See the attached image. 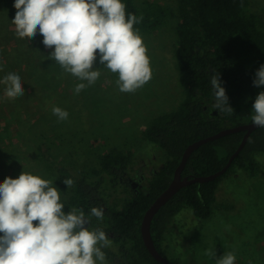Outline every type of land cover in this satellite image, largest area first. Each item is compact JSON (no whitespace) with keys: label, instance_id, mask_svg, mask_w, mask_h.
I'll return each instance as SVG.
<instances>
[{"label":"rangeland","instance_id":"374dc122","mask_svg":"<svg viewBox=\"0 0 264 264\" xmlns=\"http://www.w3.org/2000/svg\"><path fill=\"white\" fill-rule=\"evenodd\" d=\"M154 1L168 6L170 14L154 32L141 35L152 79L133 93L121 92L116 83L118 74L104 67L97 56L94 68L100 69V78L76 94L75 86L87 81L79 80L49 58L54 49L43 44L39 32L29 40L19 38L12 23L17 11L15 0H0V79L9 72L17 73L25 89L24 96L9 99L0 85L2 181L9 176L17 178L23 171L49 179L60 190L67 213L69 193L48 176L39 159L38 145L48 138L49 143L53 142L54 154L70 161L75 172L91 168L95 149H130L136 156L132 176L146 185L166 153L157 144L144 140L142 131L150 117L175 109L183 99L174 57L176 25L171 18V7L177 0ZM250 2V11L257 12L264 21V0ZM57 106L69 113L67 120L58 121L52 112ZM252 115L247 122L252 121ZM256 159L260 169L255 174L236 166L221 179L211 217L199 219L191 207L175 215L164 251L169 260L216 264V258L232 252L235 264H264V153H257ZM208 249L216 252L215 258L205 255Z\"/></svg>","mask_w":264,"mask_h":264},{"label":"trees","instance_id":"16d2710c","mask_svg":"<svg viewBox=\"0 0 264 264\" xmlns=\"http://www.w3.org/2000/svg\"><path fill=\"white\" fill-rule=\"evenodd\" d=\"M128 14L143 16L134 25L146 36L163 25L170 14L168 6L154 0H123ZM250 0H177L172 8L176 41L174 57L183 91V99L170 111L150 117L142 131L144 140L157 144L166 153L162 165L154 170L146 185L134 189L121 178L132 175L136 156L128 149L111 148L93 151L91 168L75 172L70 161L58 158L53 142L42 139L39 159L48 176L69 193V203L90 215L92 207L104 210L103 220L92 217V227L113 231L125 247L127 264H163L146 247L141 222L146 210L167 187L187 146L222 128L247 122L253 113L256 97L264 85L254 86L256 71L264 65V21L250 11ZM177 5V8H176ZM219 75L234 112L220 113L211 85L212 75ZM245 131L226 134L195 149L182 176L207 175L225 166L241 144ZM50 139V138H49ZM257 153H264V128L252 131L231 166L214 180L194 182L177 191L154 215L151 233L163 254L167 248V231L173 218L191 207L199 219L212 216L220 181L238 166L250 174L260 169ZM0 174V183L1 180ZM66 178L74 180L67 188ZM125 253V252H124ZM173 264H182L171 260Z\"/></svg>","mask_w":264,"mask_h":264},{"label":"clouds","instance_id":"9594fccd","mask_svg":"<svg viewBox=\"0 0 264 264\" xmlns=\"http://www.w3.org/2000/svg\"><path fill=\"white\" fill-rule=\"evenodd\" d=\"M17 9L12 23L19 38L43 36V44L54 49L49 58L81 82L74 92L79 94L96 83L101 76L94 64L100 63L118 74L119 90L133 93L152 79L147 46L134 25L143 16L126 12L123 0H15ZM3 66L0 65V71ZM214 109L233 114L234 109L221 84L220 74L212 75ZM254 86L264 85V65L256 71ZM4 95L15 99L25 95L21 77L9 72L0 79ZM252 123L264 128V91L253 104ZM58 121L69 113L53 107ZM67 188L74 180L66 178ZM60 190L49 179L23 171L0 183V264H107L103 248L112 241L100 228H90L91 218L103 220L104 210L92 207L86 216L83 209L64 211ZM88 225V226H86ZM205 255L216 257L212 249ZM232 252L216 258V264H235Z\"/></svg>","mask_w":264,"mask_h":264},{"label":"water","instance_id":"95a60500","mask_svg":"<svg viewBox=\"0 0 264 264\" xmlns=\"http://www.w3.org/2000/svg\"><path fill=\"white\" fill-rule=\"evenodd\" d=\"M256 128L258 127L254 125L252 121L240 123V124H234V125L222 128L221 130L217 131L214 134L200 138L190 143L187 146V148L185 149L183 153L180 164L175 169L173 178L171 179L167 187L156 197V199L152 202L150 207L146 210L143 216L142 222H141V234H142L144 243L146 247L148 248L149 252L154 256L155 259L162 262L163 264H173L171 260H169V258H167L162 252L158 250L153 240V237H152L151 222L156 212L182 187L189 185L191 183L197 182V181L204 182V181L214 180L215 178L223 175L228 170V168L231 166L234 158L238 155V153L244 147L252 131L255 130ZM237 131H245V135L243 137L241 144L239 145L237 150L232 154V156L230 157V159L228 160L225 166H223L221 169L217 170L216 172H213L207 175L182 176V172L188 161V158L190 157L191 153L195 149H197L200 145H202L205 142L220 138L226 134L237 132Z\"/></svg>","mask_w":264,"mask_h":264},{"label":"flooded vegetation","instance_id":"af4514ba","mask_svg":"<svg viewBox=\"0 0 264 264\" xmlns=\"http://www.w3.org/2000/svg\"><path fill=\"white\" fill-rule=\"evenodd\" d=\"M141 177H144V176L141 175ZM121 182L123 184H131L134 189H138L139 186H142L140 181L135 176H132V175H126V178H121ZM68 206L70 208L69 211L71 210V208H75L69 203V200H68ZM86 216L88 215L86 214ZM90 226L92 227V220L90 222L89 227ZM105 232L108 235V238L112 241L111 247L102 249V251L105 252L108 264H127L128 262V257L126 254L127 251L125 247L121 246L122 241H118L116 239L115 233L113 231H105Z\"/></svg>","mask_w":264,"mask_h":264}]
</instances>
